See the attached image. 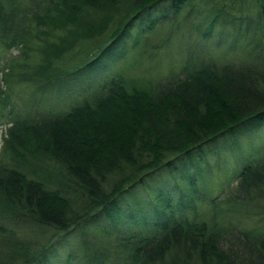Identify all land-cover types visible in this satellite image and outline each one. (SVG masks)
Instances as JSON below:
<instances>
[{"label":"trees","instance_id":"16d2710c","mask_svg":"<svg viewBox=\"0 0 264 264\" xmlns=\"http://www.w3.org/2000/svg\"><path fill=\"white\" fill-rule=\"evenodd\" d=\"M193 1L0 0V48L24 51L0 68L9 70L0 123L11 124L0 151V264H62L65 249L68 264H264V233L205 219L182 170L218 139L264 122V45L254 39L264 3L254 25L228 19L218 44L259 61L235 64L205 59L201 46L193 59L181 33ZM164 50L182 62L177 71L141 87L128 79L144 55ZM128 56L105 73L109 58ZM23 83L35 90L20 113L11 89ZM52 94L60 110L35 106ZM235 183L226 200L241 202L236 212L263 207L264 155Z\"/></svg>","mask_w":264,"mask_h":264},{"label":"rangeland","instance_id":"374dc122","mask_svg":"<svg viewBox=\"0 0 264 264\" xmlns=\"http://www.w3.org/2000/svg\"><path fill=\"white\" fill-rule=\"evenodd\" d=\"M260 1L264 3V0H194L191 6H187L183 13H190V17L185 21L186 25H184V27L186 28L181 33L185 35V39H187L188 43L193 48V59H195V61L199 59L196 48L201 46L207 53L205 59H212L218 63L225 61H230L235 64L259 62L254 61L255 58L252 57L253 54L251 53L248 55L245 51H241L240 49L233 52L225 46L226 42L223 44H218V42H222L223 37H228L231 34V23L228 22V19L231 17L243 18L246 23H250L251 25H254L255 22L257 23L260 16ZM224 13L225 19L221 16ZM218 14L220 15L219 21L206 39L202 34L208 31V24L211 23L215 17H218ZM23 26L25 27V25ZM251 29L252 27L250 30ZM254 29L257 34L254 36V39L257 40L260 38L262 40L261 45H264V23L259 24L258 27ZM189 33H192L193 37L188 38L187 34ZM245 41L246 35L243 43H245ZM123 42L124 40L121 39L120 44L124 45ZM113 49L116 53L120 51L117 45ZM250 49L252 50L251 46ZM22 52L24 51L20 45L10 47L7 50H1L0 48V68L6 65V63L9 64L11 60L18 58L23 59ZM201 57L202 55H200V58ZM128 58L129 56L125 58H109L105 62V73L109 74L111 72H116L121 64H123L122 66L124 67V65L130 62ZM170 59L177 60L174 50L159 52L152 57L151 60H148V57L144 55L139 61L140 68L129 71L127 77L129 80L138 82V87H141L143 83L147 84L148 82L162 79L163 74L168 73L172 69L177 71V68L182 65V62L181 64L178 62L173 64ZM70 63L71 62L61 66L65 68L69 66ZM8 71L6 67L3 71H0V86L3 90L7 87L3 79V72L7 73ZM34 90L35 87L27 83L13 85L11 89V101L14 104L15 112L21 113L26 110L27 106L25 103ZM57 98L55 94H52L47 103L35 106L40 110L56 112L61 109L57 104ZM10 126L11 124L5 120H2L0 123V151L2 149L3 138L6 137L7 130ZM263 155L264 122L258 127L241 134L224 136L218 139L216 143L204 148L200 154L185 161L182 165V170L184 174H190L191 177L195 178L194 185L198 189L196 195L203 201L202 205L198 204V209L202 211L205 216L207 215L205 219L211 215L212 219L224 229L237 227L245 230H258L264 233V203H262L263 207L257 208L255 211L251 212L253 214L248 212L238 213L235 209L239 208L241 202L226 200L228 194L236 184V176L239 175L249 163ZM161 178L167 181L166 185L176 194L177 192L173 187V183L170 182V177L164 174ZM160 182H162V180H160ZM182 190H184V199L191 195L188 185L184 184ZM179 194L180 192L178 191V196ZM216 197L217 199L215 202L218 201L219 204L215 206L214 211H211V200ZM81 249V247L76 248L77 252ZM62 252L64 258H59V261L62 264H68L65 262L67 249L61 251V253ZM80 259L81 258L77 260L78 263Z\"/></svg>","mask_w":264,"mask_h":264},{"label":"bare ground","instance_id":"6f19581e","mask_svg":"<svg viewBox=\"0 0 264 264\" xmlns=\"http://www.w3.org/2000/svg\"><path fill=\"white\" fill-rule=\"evenodd\" d=\"M213 35V34H212ZM211 37V36H210Z\"/></svg>","mask_w":264,"mask_h":264}]
</instances>
